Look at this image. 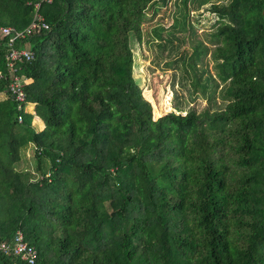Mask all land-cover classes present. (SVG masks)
Here are the masks:
<instances>
[{
    "label": "trees",
    "instance_id": "trees-1",
    "mask_svg": "<svg viewBox=\"0 0 264 264\" xmlns=\"http://www.w3.org/2000/svg\"><path fill=\"white\" fill-rule=\"evenodd\" d=\"M167 1L0 0V28L37 11L49 26L15 44L34 54L17 73L21 124L0 37V242L21 233L35 264H264V0L206 8L222 108L153 119L129 44ZM183 65L193 100L203 87Z\"/></svg>",
    "mask_w": 264,
    "mask_h": 264
},
{
    "label": "rangeland",
    "instance_id": "rangeland-1",
    "mask_svg": "<svg viewBox=\"0 0 264 264\" xmlns=\"http://www.w3.org/2000/svg\"><path fill=\"white\" fill-rule=\"evenodd\" d=\"M209 1L190 0L187 3L188 31L179 25L182 20V1L160 3L147 12L141 39L136 41L134 37L131 38L129 45L133 57V76L152 105L153 119H159L164 112L172 110L175 104L197 110L208 108L211 111L223 106L219 94L221 84L214 73L211 56L213 43L210 34L215 28L216 18L206 11ZM161 28L162 39H159L155 31ZM197 55L200 57L198 60ZM184 62L195 65L199 83L203 87L197 88L193 100L187 90L190 76L184 71ZM5 98V94H0V100ZM20 155L28 157L32 155V150L20 152ZM119 202L115 198L114 204Z\"/></svg>",
    "mask_w": 264,
    "mask_h": 264
},
{
    "label": "built area",
    "instance_id": "built-area-1",
    "mask_svg": "<svg viewBox=\"0 0 264 264\" xmlns=\"http://www.w3.org/2000/svg\"><path fill=\"white\" fill-rule=\"evenodd\" d=\"M48 3L52 0H42ZM40 3L36 4V10H39ZM48 25L44 21V17L37 11L34 20L30 26L24 30L18 31L12 27H1L0 37L8 38V50L6 53L7 69L9 74V83L7 85V93L16 103V122L22 123V112H24L23 104L26 103V93L23 91V82L17 75L19 64L31 62L34 58L33 51L24 47H15L19 41H23L28 36H32L40 32V30H48ZM4 79V74L0 72V80ZM0 253L6 256L15 257L28 264H35L39 257L38 250L23 242L21 233H17L11 244L0 242Z\"/></svg>",
    "mask_w": 264,
    "mask_h": 264
},
{
    "label": "water",
    "instance_id": "water-1",
    "mask_svg": "<svg viewBox=\"0 0 264 264\" xmlns=\"http://www.w3.org/2000/svg\"><path fill=\"white\" fill-rule=\"evenodd\" d=\"M13 99V98H12Z\"/></svg>",
    "mask_w": 264,
    "mask_h": 264
}]
</instances>
